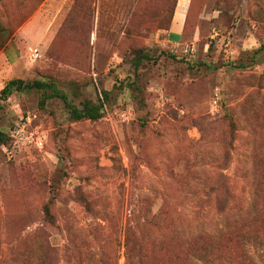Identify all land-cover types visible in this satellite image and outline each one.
I'll return each mask as SVG.
<instances>
[{
    "label": "rangeland",
    "instance_id": "rangeland-1",
    "mask_svg": "<svg viewBox=\"0 0 264 264\" xmlns=\"http://www.w3.org/2000/svg\"><path fill=\"white\" fill-rule=\"evenodd\" d=\"M177 1L0 0V90L106 94L0 97V264H264V0Z\"/></svg>",
    "mask_w": 264,
    "mask_h": 264
},
{
    "label": "trees",
    "instance_id": "trees-1",
    "mask_svg": "<svg viewBox=\"0 0 264 264\" xmlns=\"http://www.w3.org/2000/svg\"><path fill=\"white\" fill-rule=\"evenodd\" d=\"M175 5L173 7V11L171 13V17H170V23H171V18L173 16L174 10H175ZM170 26V24H169ZM169 29V27H168ZM167 29V30H168ZM185 29V22H184V26H183V33ZM166 30V31H167ZM182 33V34H183ZM174 56V55H173ZM144 57V56H143ZM142 58V55L140 56V58H138L135 62V65L137 66L140 59ZM31 90H41V91H46L49 90L51 93L46 95V97L40 102V105L42 106L44 104V101L48 100V99H52V98H58L59 100H61L64 109L66 110L69 119L73 120V121H80V120H89V121H96L101 117V112H102V108H103V101H105L106 99V94L105 92H101L102 94V102L98 103V104H93L91 102H83L81 104V108H77L76 106L72 105L69 103V101L67 100V97L64 93L60 92L53 83H46L43 81H39V80H34L31 82H24L22 80L19 79H13L10 80L9 82H7L4 87L0 90V97H2L3 99L7 98L8 96H10L13 92H30ZM14 128V127H13ZM12 128V130H13ZM28 129V128H27ZM9 132H2L0 131V145L3 146L4 148H8V144L14 143L17 144L18 142L14 141L11 137H10V133ZM26 136V135H25ZM217 202H219V212H223V208L225 206V201L223 198H219L217 199ZM45 213L47 217H50V214L48 212V208H45ZM200 258L202 260H206L205 256H200Z\"/></svg>",
    "mask_w": 264,
    "mask_h": 264
},
{
    "label": "built area",
    "instance_id": "built-area-1",
    "mask_svg": "<svg viewBox=\"0 0 264 264\" xmlns=\"http://www.w3.org/2000/svg\"><path fill=\"white\" fill-rule=\"evenodd\" d=\"M188 48L189 47L186 46V48L182 50L183 55L191 53V48L190 50ZM38 55H39V52H37V49L31 50V56L34 59L37 58ZM218 101H219L218 97H215L212 99L211 101L212 109H215V110L217 109ZM33 119H34V116H25V117L20 118L19 121L15 123L14 128L10 133V137L16 142L24 141L25 143H28V144L32 143L33 142L32 134H29V136H25V131H26V128L30 127Z\"/></svg>",
    "mask_w": 264,
    "mask_h": 264
},
{
    "label": "crops",
    "instance_id": "crops-1",
    "mask_svg": "<svg viewBox=\"0 0 264 264\" xmlns=\"http://www.w3.org/2000/svg\"><path fill=\"white\" fill-rule=\"evenodd\" d=\"M187 11V4L183 0H178L175 7L169 29L166 31V42L170 45L178 44L183 35V26L185 21V14Z\"/></svg>",
    "mask_w": 264,
    "mask_h": 264
}]
</instances>
